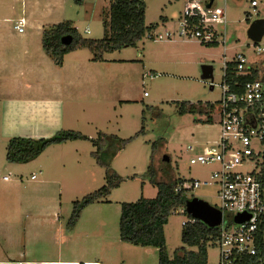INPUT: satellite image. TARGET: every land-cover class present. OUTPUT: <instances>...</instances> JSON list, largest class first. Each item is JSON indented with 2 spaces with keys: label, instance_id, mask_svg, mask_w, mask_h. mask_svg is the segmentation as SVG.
<instances>
[{
  "label": "rangeland",
  "instance_id": "1",
  "mask_svg": "<svg viewBox=\"0 0 264 264\" xmlns=\"http://www.w3.org/2000/svg\"><path fill=\"white\" fill-rule=\"evenodd\" d=\"M140 1L145 8V23L157 24L151 32L167 29L175 33L173 38L155 41L144 36L135 46L104 53L108 60L99 62H91L92 54L82 48L79 53L91 57L90 73L95 75L100 70L103 79L71 85L69 88L82 96L75 106H63L58 117L61 128L78 130L90 137L98 132L133 137L109 160L111 168L124 180L107 195V201L87 205L75 225V233L86 240L85 245L93 252L80 262L91 259L99 264H128L125 259L130 258L138 261L132 250L142 246L120 240L119 212L121 202L156 195L157 188L150 181V164L155 170V180L178 179L189 185L190 179H206L209 183L194 189L192 195L218 205L217 187L209 177L218 164L189 162L193 155L218 141L216 113L213 110L181 113L179 104L215 103L221 95L223 62L235 53L254 58L247 29L253 20L264 19V0H255L256 6H251V0H213L215 6L226 11L225 27L223 23L216 24L218 32H224L220 41L224 35L226 42L206 45L176 35L186 0ZM108 5L107 0H84L81 5L73 0H0V264H39L22 260L57 258L64 253L65 248L53 237V230L59 222L65 226L73 200L105 183V169L90 155L93 146L88 140L66 144V158L57 160L62 156L49 145L26 163L9 162L6 145L13 136L39 138L44 136L41 134L54 132L33 117L44 96L35 91L38 75L32 72L38 68L49 78L45 86L50 103L57 98L64 70L42 48L39 41L42 34L36 26L71 20L82 36L101 38ZM21 16L26 23L23 32H18L13 25ZM27 37L35 39L36 45L24 54ZM258 43L264 47V34ZM204 64L212 65V80L201 78ZM10 67L16 70L13 75L5 73ZM29 68L31 73L21 71ZM147 72L156 76L144 77ZM16 80L25 83L28 91L9 95L6 87ZM210 82L214 84L212 89ZM86 89L87 95L83 97ZM154 141L158 143L151 156ZM108 155L109 151H105L107 158ZM164 155L169 160L164 161ZM31 173L42 177L44 183L31 180ZM184 218L182 213H173L164 225L170 257L183 245ZM149 248L148 254L144 252L147 248H137L142 252L139 261L143 258L145 264H156V248ZM206 249L207 264H218V245L210 241Z\"/></svg>",
  "mask_w": 264,
  "mask_h": 264
},
{
  "label": "built area",
  "instance_id": "2",
  "mask_svg": "<svg viewBox=\"0 0 264 264\" xmlns=\"http://www.w3.org/2000/svg\"><path fill=\"white\" fill-rule=\"evenodd\" d=\"M250 4L256 6L257 2L251 0ZM226 21L224 8H206L201 0H186L176 35L206 45L225 44L224 35L220 41L224 32H218L216 24L223 23L225 27ZM24 22L19 19L17 31H23ZM174 35L164 29L146 37L161 41ZM258 41L252 40L250 45L254 58L235 53L223 62L221 95L212 103L219 126L218 141L189 159L191 164H218L209 175L217 187L219 203L214 206L222 214L214 239L219 250L218 264H264V47ZM143 76L152 79L156 75L147 72ZM210 84L214 86L213 82ZM207 183L206 179H190L189 185L182 182L175 189L184 188L190 196L194 189ZM175 213L184 215L182 226L197 220L185 207ZM239 214L244 219L235 222Z\"/></svg>",
  "mask_w": 264,
  "mask_h": 264
},
{
  "label": "trees",
  "instance_id": "3",
  "mask_svg": "<svg viewBox=\"0 0 264 264\" xmlns=\"http://www.w3.org/2000/svg\"><path fill=\"white\" fill-rule=\"evenodd\" d=\"M81 5L84 0H73ZM107 19L104 18L103 36L89 38L82 36L73 21L64 20L50 24L43 28L42 47L50 55L55 64L61 65L65 54L85 48L92 54L93 60H102L103 54L122 47L135 46L144 36L156 28V23H145V8L140 0H108ZM69 35L71 41L65 45L61 37ZM216 45V44H209ZM212 103H194L183 101L179 104L181 113L205 112L213 110ZM210 116L207 117V121ZM133 137L120 138L114 134L98 132L95 137H89L74 129H59L49 137L31 138L15 136L6 145V159L13 163H26L36 158L49 145L75 140H88L93 146L90 155L95 162L105 169V183L96 190L87 193L80 199L72 201L70 215L66 221V228L71 230L80 218L82 210L89 204L107 201L106 197L124 180L110 166V159L121 150ZM158 141L151 145V156ZM105 151H109L108 158ZM150 156V157H151ZM150 181L156 186L154 197H141L133 202H121L119 212V237L121 241L137 246H151L157 248L158 264H207V243L214 242L218 234L217 227H210L197 219L192 224H185L181 230L183 245L177 247L174 256L168 255L165 243L164 225L171 214L184 208L188 199L186 189L176 190V185L183 180L173 181L155 180V170L148 167ZM196 247L195 249H188Z\"/></svg>",
  "mask_w": 264,
  "mask_h": 264
},
{
  "label": "crops",
  "instance_id": "4",
  "mask_svg": "<svg viewBox=\"0 0 264 264\" xmlns=\"http://www.w3.org/2000/svg\"><path fill=\"white\" fill-rule=\"evenodd\" d=\"M108 3H109V1H108ZM21 18L24 19V21H25L24 24L26 23V19L21 16L16 20V22L13 25V28H15V25L18 23L19 19H21ZM73 24H74V22H73ZM48 25H50V23H43V24L38 25L36 27L39 31H41V34H42L43 28L48 26ZM24 40H26V50H24V54H27V53H29V49L31 48V50H32V46L34 48V45H36V44H34L35 39L32 41V39L30 37H27ZM31 41H32L33 45L31 44ZM39 41H40L41 46H42V39H39ZM35 49H36V46H35ZM80 50L81 49H77V50H74V51H71V52L65 54L64 59H63V63L58 66L59 68H62V70H64V73H63V82L59 87V92L56 95L57 98H56L55 102H53V101L50 103L48 102V99L51 98V96L48 94V89L45 86L46 85L45 81L49 78L46 77V75L40 69L33 68V72L30 70V68L27 69L26 71L21 70L23 72H27V73L32 72V74L35 73L38 75V77L35 78V81H37L35 91H37L40 95L44 96V99H43V102L38 105V110H37L36 114L33 115V117L34 116L36 117L37 121H39L42 124L41 125L42 127L49 129V131H50V129H52V131H54L53 133L48 132L46 134H41V135H44L43 137H45V136L49 137V136L53 135L59 129H65V128H61L59 125V122H58V120H59L58 117L60 116V114L62 112V107L64 106L66 108V106H75L76 104H78L77 98H80L82 96V94H75L74 91H72L69 88L71 85L79 84L80 82L87 81L88 79L97 80L99 82H101L103 79L101 77L100 70H98V74H95V75L90 73L88 65L91 64V63H89V61H91L90 58L92 57V55H91V57H87L83 53H79ZM104 60H108V58L104 57V54H103L102 60H92L91 62H99V61H104ZM15 71L16 70H14L12 67H10L8 70L5 71V73H7V75H13L15 73ZM6 90L9 93V95H11V94L14 95L16 93H20L23 91L27 92L28 86H26L25 83L20 82V80H16V81H12L10 83V85H8L6 87ZM56 90H57V85H56ZM83 94H84L83 97L85 95H87V89L85 92H83ZM68 111H70V108L67 110V112ZM7 125H8L7 128H9V123ZM13 137H15V136H13ZM93 137H95V136H93ZM39 138H41V137H39ZM72 142L73 141H67V142H63V143L51 144L49 148H52V150L55 151V153L60 154L62 156V157H58L59 159L56 158L57 160H60L62 158H66V156L64 155L65 150L68 152V147H66L67 146L66 144H69ZM69 151H70V149H69ZM39 165H40V163H39ZM39 173H41V170H39ZM32 175H35V177L32 178ZM30 179L33 181L44 183V182H42L43 178L38 177L35 173L30 174ZM3 180H4V178H3ZM75 230H76L75 226L73 229L68 230L66 228V224H65V226H63V224L60 222L58 223V225H56V228L52 232L53 237L56 238L57 242H59L65 248V252L64 253L61 252L57 256V258L52 257V258H47V259H42V260H22V261L28 262V263H39V264H45V263H47V264H99V262L97 260H91V259L84 260V261L80 262V259L82 257L90 256V254L93 255L92 254L93 252L91 251V253H90V247L85 245L86 240L80 239L79 236H77V234L75 233ZM135 246H137V245H135ZM137 248H147L144 250V252L147 254L149 252H151V251H149V250H151L149 248V246L135 247L134 250H132V253H134L135 257H138V259H137L138 261H134L131 258L125 259L128 264H145V262L143 261V258H141L139 261V255L142 252L140 251V249H137ZM155 255L157 256V248H156V254ZM157 260H156V264L158 263Z\"/></svg>",
  "mask_w": 264,
  "mask_h": 264
},
{
  "label": "water",
  "instance_id": "5",
  "mask_svg": "<svg viewBox=\"0 0 264 264\" xmlns=\"http://www.w3.org/2000/svg\"><path fill=\"white\" fill-rule=\"evenodd\" d=\"M204 5L206 8H211L214 6L213 0H205ZM264 34V19L263 18H257L253 20L247 29V35L251 40L258 41L262 35ZM71 41V36L65 35L61 37V42L65 45L69 44ZM202 73L201 78L202 79H210L212 80V65L210 64H204L201 67ZM209 88L212 89V84L209 85ZM163 160L167 161L169 160V157L167 155L163 156ZM185 209L188 214L192 215L193 217L199 219L204 224L210 226V227H217L221 223V210L216 208L214 205H211L207 201L200 199L198 197H191L187 200L185 204ZM244 219V215H236L235 216V222H240Z\"/></svg>",
  "mask_w": 264,
  "mask_h": 264
}]
</instances>
